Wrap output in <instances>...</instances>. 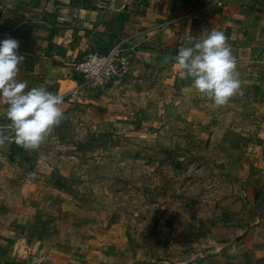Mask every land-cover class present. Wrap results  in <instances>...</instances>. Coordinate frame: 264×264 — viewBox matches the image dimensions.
I'll return each instance as SVG.
<instances>
[{
	"label": "rangeland",
	"instance_id": "obj_1",
	"mask_svg": "<svg viewBox=\"0 0 264 264\" xmlns=\"http://www.w3.org/2000/svg\"><path fill=\"white\" fill-rule=\"evenodd\" d=\"M71 1L92 11L123 0L60 2ZM263 10L183 0L149 28L132 19L110 47L122 42L120 75L101 88L72 61L37 73L21 63L18 79L62 95L64 117L26 149L0 102V264H264ZM14 20L0 15V40ZM212 29L241 80L222 106L175 62Z\"/></svg>",
	"mask_w": 264,
	"mask_h": 264
},
{
	"label": "crops",
	"instance_id": "obj_2",
	"mask_svg": "<svg viewBox=\"0 0 264 264\" xmlns=\"http://www.w3.org/2000/svg\"><path fill=\"white\" fill-rule=\"evenodd\" d=\"M60 1L64 0H0V15L15 17V32L5 38L19 41L18 52L24 56L22 64L26 70L33 73L55 70L58 63H75L87 50H108L116 39L131 30L128 21L135 19L138 27L149 28L151 24L148 22H154L150 17L155 14L158 20H168L183 0L157 2L159 5L155 11H152V4L157 0L140 3L123 0L115 3L113 10L96 7L92 11L73 1L66 6ZM45 73L46 76L51 74ZM135 264L178 263L163 260Z\"/></svg>",
	"mask_w": 264,
	"mask_h": 264
},
{
	"label": "clouds",
	"instance_id": "obj_3",
	"mask_svg": "<svg viewBox=\"0 0 264 264\" xmlns=\"http://www.w3.org/2000/svg\"><path fill=\"white\" fill-rule=\"evenodd\" d=\"M15 38L0 40V102L6 105L14 141L26 149H36L50 129L64 117L63 96L44 85L28 86L18 79L24 56ZM175 62L182 75L191 78L194 88L215 105L226 104L240 88L236 57L222 30L212 29L179 49ZM4 134L0 132V144Z\"/></svg>",
	"mask_w": 264,
	"mask_h": 264
},
{
	"label": "built area",
	"instance_id": "obj_4",
	"mask_svg": "<svg viewBox=\"0 0 264 264\" xmlns=\"http://www.w3.org/2000/svg\"><path fill=\"white\" fill-rule=\"evenodd\" d=\"M122 42L108 50H87L74 64V72L85 86L101 88L121 72Z\"/></svg>",
	"mask_w": 264,
	"mask_h": 264
}]
</instances>
